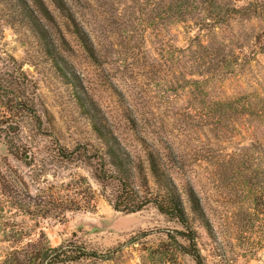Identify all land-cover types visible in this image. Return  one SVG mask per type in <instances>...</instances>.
I'll return each instance as SVG.
<instances>
[{"label": "rangeland", "instance_id": "374dc122", "mask_svg": "<svg viewBox=\"0 0 264 264\" xmlns=\"http://www.w3.org/2000/svg\"><path fill=\"white\" fill-rule=\"evenodd\" d=\"M44 1L63 72L42 52L18 2L0 0V66L10 71L15 59L23 67L37 86L41 118L38 125L20 109L15 114L24 148L15 158L4 143L12 116L0 101V264L39 239L53 248L74 240L102 258L82 264H194L182 241L168 237L183 230L176 220L154 206L116 212L90 169L52 157L57 144H100L93 122L110 126L136 161L159 155L180 190L194 189L200 213L191 212L185 189L182 199L207 264H264V120L257 123L254 111L264 102V54L258 51L244 77L201 83L187 76L185 51L196 31L171 24L166 7L65 0L96 50L92 58L74 21ZM231 27L242 35L264 32L262 21ZM225 99L233 101L229 110ZM208 102L216 104V119L206 117Z\"/></svg>", "mask_w": 264, "mask_h": 264}, {"label": "trees", "instance_id": "16d2710c", "mask_svg": "<svg viewBox=\"0 0 264 264\" xmlns=\"http://www.w3.org/2000/svg\"><path fill=\"white\" fill-rule=\"evenodd\" d=\"M34 37L38 39L42 52L51 58L57 69L64 71L56 61L59 57L45 23H54L52 12L44 0H16ZM54 7L65 17L74 21L65 0H50ZM143 6L150 4L154 9L166 7L165 15L171 24H187L196 35L185 51L188 55V77H202L205 84H218L230 77H244L256 54H264V32L262 34H236L232 24L239 22L262 21L264 23V0H248L243 6H237L235 0H144ZM43 19V20H42ZM158 19V18H157ZM76 35L84 49L92 58L96 50L85 30L74 21ZM10 71L0 66V101L11 113V123L7 122L8 132L4 140L10 155L19 158L24 148L17 143V134L21 122L15 120L18 110L27 114L32 122L41 125L35 96L36 84L29 79L23 67L11 59ZM261 81H256V85ZM209 101V100H208ZM230 106L231 99H225ZM216 104L207 103L206 115L216 119ZM254 106V105H251ZM260 111H256L257 123L264 120V102H259ZM247 108L246 106H244ZM225 111V110H224ZM13 114V115H12ZM93 132L99 143H79L73 149L61 145L52 148V157L63 164L83 165L90 169L94 180L101 186L103 197L116 211L135 214L149 206H154L160 214L176 220L182 231L168 234L169 239L182 242L179 247L194 264H207L201 254L196 233L189 224L188 212L182 199L187 194L191 212H201L197 193L191 186L182 190L170 175L164 160L149 152L145 159L136 161L126 150L121 140L110 126L93 122ZM151 180L155 190L151 189ZM178 237V238H177ZM104 259V258H103ZM102 260L99 254L87 250L83 245L70 240L58 247H51L40 239L30 241L22 248L8 253L2 264H82Z\"/></svg>", "mask_w": 264, "mask_h": 264}]
</instances>
